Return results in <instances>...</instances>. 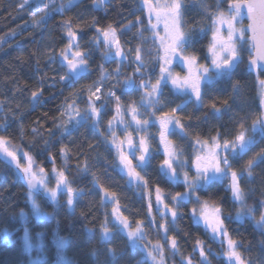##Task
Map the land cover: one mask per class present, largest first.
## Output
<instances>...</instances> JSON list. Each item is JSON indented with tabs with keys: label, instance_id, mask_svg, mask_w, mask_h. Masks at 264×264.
I'll list each match as a JSON object with an SVG mask.
<instances>
[{
	"label": "trees",
	"instance_id": "16d2710c",
	"mask_svg": "<svg viewBox=\"0 0 264 264\" xmlns=\"http://www.w3.org/2000/svg\"><path fill=\"white\" fill-rule=\"evenodd\" d=\"M22 3L23 0H0V125L5 123V118L7 122V127H0V136L10 142V149L15 146L17 152L27 153L36 168L43 169L49 176L54 169L56 173L63 171L65 188L50 199L36 192L34 202L40 211L48 214V217L38 219L30 209L29 188L14 166L0 158V264H26L28 254L22 237L24 231L31 240L40 239L41 250L46 257L36 264H55L60 255L64 257L65 264H151L145 249L152 244H159L162 248L165 264H187L188 259H192L193 264H201L199 249L194 252L198 239L203 241L211 264H229L218 241L203 225L193 222L190 211L198 205L185 202L178 206V217L173 222L170 213L162 219V213L152 202L156 186L164 190V201L169 208L174 206L171 194L184 190L181 181L172 184L160 172L163 154L157 147V131L152 129L155 125L148 127L151 163L144 171L140 170L148 182L146 190L121 171L117 152L111 145L108 121L115 114L116 103L114 98L107 96V92L119 80L113 90L120 96L122 105L127 106L130 97L139 98L136 93L129 94L130 89L123 92L125 78L138 76L134 71L137 46L144 50L142 55L147 65L143 70L144 76L156 74V62L152 60L156 46L145 25H136L121 32L125 24L135 23L137 17L145 24L141 0H105L103 5H94L93 0H77L71 5L65 0H55L46 9L37 0H29L23 9L20 7ZM217 3L218 0H185V30L197 24L205 27L203 34L193 32L192 44L188 48L189 53L194 52L200 57V62H207L210 13L216 9ZM221 8L226 10L228 4L222 3ZM38 9L44 11L38 12ZM34 12L37 13L35 17L32 15ZM93 18L99 21L98 27L112 24L117 29L122 50L128 58L122 60L119 75L101 85L99 95L102 100L97 101V107L101 108L99 122L88 118L74 126L64 123L68 113L62 115V109L72 104V94L79 93L75 97L76 105L81 114L87 115L89 93L86 88L100 79V65L103 64L110 73L117 67L115 61L104 58L103 44L97 46L92 41V37L97 35L95 28L90 27ZM34 19L40 20L38 26L33 25ZM67 19L78 26L81 48L90 53L89 72L73 84L61 82L60 77L67 73L59 60L48 64L49 56L57 55L68 42L62 27ZM243 21L247 23L245 17ZM242 60L230 78H222L204 89L206 106L188 103L182 112L178 111L188 136L183 137L177 132L169 138L183 151L185 158L191 160L193 157L195 136L210 139L219 131L223 137L233 139L241 123L248 129L247 136L256 143L242 156L232 160L233 168L243 171L249 160H258L259 154L264 152V139L251 131L253 121L264 110L260 105L256 72L249 70L248 51L243 52ZM236 83L239 88L234 91L233 84ZM33 92L39 95L38 102L33 101ZM160 99L156 116L170 112L183 103L185 97L166 86ZM224 99L228 100L227 106L219 103ZM214 100L221 107L219 115L207 106ZM62 123L63 127L60 126ZM62 148L67 149V155L61 152ZM241 187L245 194L244 204L255 209V220L242 218L236 221L242 205L234 202L227 179L214 182L201 196L221 207L222 218H232L225 219V226L238 242L237 251L243 264H264V228L255 223L264 213L261 205L264 201V162L254 165L250 177L245 174ZM104 190L115 193L116 200L105 197ZM117 204L120 215L128 219L129 229L134 230L137 224L140 225L145 233L142 241H131L122 225L115 222L113 208ZM22 212H26V217H22ZM162 223L167 226V232L159 228ZM104 228L109 229L108 236L102 232ZM173 238L178 245L176 252L171 247ZM59 239L66 241L62 249L58 247Z\"/></svg>",
	"mask_w": 264,
	"mask_h": 264
},
{
	"label": "snow or ice",
	"instance_id": "6c2138e0",
	"mask_svg": "<svg viewBox=\"0 0 264 264\" xmlns=\"http://www.w3.org/2000/svg\"><path fill=\"white\" fill-rule=\"evenodd\" d=\"M29 0H23L20 5L21 9L27 5ZM105 0H93V4L103 5ZM143 9L147 13V27L145 30L151 33L153 44L156 46L155 55L152 56V60L159 66V72L152 82V78L144 79V69L147 65L142 55L143 48L137 46L135 48L134 63L136 64L135 73L139 74L142 78L140 83L137 84L134 76H127L123 82V92L127 93L129 89H142V95L139 105L136 101H131L127 106L122 105L120 102V96L116 95L113 90L120 83L117 80V85H113L112 89L107 92V96L115 99L116 115L108 121L111 132V143L114 145L119 163L122 171H126L131 180L136 181L138 184L146 190L148 188V182L144 176L141 175V171H144L151 163L152 152L150 149L149 135H141L137 143H134L131 132L127 129L135 125L134 131L146 132L147 126L150 121L148 119H141L140 117L148 115L156 117L152 123H158L159 125V140L164 146L163 154L164 159L160 164V172L166 176L170 181L178 183L182 180L184 191H177L171 194V200L173 207L169 208V205L164 201V190L160 186L155 188V201L157 209L162 213L161 218L171 213L172 221L178 217V206L188 203H195L197 207L191 209L193 222L199 224L203 221L206 228L211 229L213 239L219 238L221 245H227L226 249L222 253L223 257L229 262V264H243L240 253L237 251L238 242L234 240L228 228L225 226V219L231 220V217L222 218L221 207L209 200L202 199L201 194L206 193L209 187L214 182H222L223 180H229L228 190L231 192L234 202H239L242 205L241 210L237 213L236 221L239 222L242 218H251L255 220L253 213L255 209L244 204L245 194L241 187V181L245 178V174L249 177L252 175V169L254 165L260 162H264V152L260 153L258 160H249L243 171H237L233 168L232 160L242 156L248 149H250L256 141L247 136V131L244 124L241 123L239 130L236 132L233 139L223 137V134L217 131L216 135L212 136L210 140L201 139L198 135L195 136L193 145V157L191 160L184 157L183 151L179 150L173 141L169 139L171 135L179 134L183 137L188 136L185 130V125L182 123L181 118L177 115L178 111L182 112L188 103H193L198 107H204V89L219 81L222 78H230L233 74V70L243 62L242 56L244 51L249 53V70L256 72V78L259 85V97L261 108L264 109V0H218L216 9L210 13L211 17V39L207 45L206 60H210V63L200 62V57L192 52H188V48L192 44L193 32L205 33V27L199 24L193 25L191 29H186V21L184 20V4L185 0H165L161 3L160 0H141ZM222 3H227L228 8L224 10L221 8ZM48 5H45L46 9ZM63 9V5L60 6V10ZM206 12L208 9L205 7ZM44 11V9H38ZM33 17L37 13H32ZM45 15L47 13L45 12ZM246 16L249 20L248 25L245 27L241 21ZM40 20H33V25L38 26ZM99 21L93 18L90 27L95 28L97 35L92 37V41L97 46L101 43L107 49L103 53L104 57L108 61H115L117 67L113 73L107 71L103 64L100 65L101 75L100 79L95 81L92 85L86 88L89 93L88 96V109L87 115H82L80 109L76 105L75 97L79 93H73L72 104L66 105L62 109V115L65 113H74L69 115V120L64 123H71L74 119L79 124L82 121L92 118L95 122H99V116L101 108H98L97 101L102 100L101 85L105 80L118 76L120 73L122 60L127 59V54L122 50V46L119 41L117 29L108 24L107 27H98ZM140 25L143 27L144 22L140 17L136 18L135 23L129 22L123 26L121 32L130 30L131 27ZM161 26L163 35H161ZM62 27L67 36V44L60 49L57 55H51L48 58V64H54L59 60L62 67L68 69L67 76H61V82L68 81L70 84L78 82L83 78L90 70L89 56L82 50L79 43L77 27L74 26L71 19L64 20ZM82 31V29H81ZM251 33V35H249ZM142 40L144 39L141 33ZM174 62H178L184 68H186V74L173 71ZM177 90L181 95L187 96L188 99L183 103L172 108L170 112H162L160 116H156V110L161 104V95L163 88L168 84ZM239 88V84H233V90L236 91ZM33 101H39V95L33 92ZM219 103L222 106L228 105V100H220ZM217 115L221 113V107L217 106V101L211 102L209 105ZM101 107H104L102 104ZM131 114V120L125 121L124 109ZM152 108L151 112H140L139 109ZM78 118V119H77ZM64 123L60 126L63 127ZM124 124L125 137L120 140L117 137L115 131V124ZM0 127H7L5 123ZM36 131L35 129L33 130ZM251 131L258 133L262 139H264V111L253 121ZM10 142L5 137L0 136V151H2L7 157H10L13 162L17 161V149L12 146L11 150L6 147V144ZM61 152L67 155V149L62 148ZM136 153H139L136 156ZM25 157L29 160V165L23 167L22 170L27 172L30 180L36 182L37 180L43 181L44 174L43 169H40L39 174L32 172L31 157L27 153H24ZM133 159L137 160V163L133 165ZM191 165L194 168L195 175H190L187 170ZM17 168L21 166L17 163ZM139 168L141 171H137ZM182 171H177V169ZM86 171L87 168L85 167ZM55 171V169H54ZM39 175V179L37 178ZM58 182L65 180L64 172L57 173ZM72 190L69 189V192ZM150 195V194H149ZM105 197H111L113 201L116 200V194L110 193L104 190ZM261 205L264 206V201H261ZM119 205L113 208V214L121 225L130 228L127 217L120 215L118 211ZM149 213H151V201H149ZM155 218H153V223ZM256 225L260 228H264V213H261L259 220L255 221ZM159 228H162L167 232V226L160 224ZM130 236H139L140 241L144 239L145 233L142 231L139 224H137L135 231H128ZM264 243V241H262ZM155 249H159V244L153 246ZM171 247L174 252L178 251V245L175 238L171 240ZM199 249V255L202 258L201 264H211L206 255V248L203 241L197 240L194 252ZM148 255L156 261V255L149 251ZM182 259H184L182 257ZM159 264H163V261H159ZM187 264H193L192 259L187 260Z\"/></svg>",
	"mask_w": 264,
	"mask_h": 264
},
{
	"label": "rangeland",
	"instance_id": "374dc122",
	"mask_svg": "<svg viewBox=\"0 0 264 264\" xmlns=\"http://www.w3.org/2000/svg\"><path fill=\"white\" fill-rule=\"evenodd\" d=\"M37 1L41 2L43 4V6H45V5H50L55 0H37ZM76 1L77 0H65V3L68 4V5H71L74 2H76ZM160 2L161 3H164L165 0H160ZM243 19H242L241 23L246 27L248 24L245 23L243 21ZM144 25H145V27H147V19H145V24ZM161 35H163L162 26H161ZM150 36H151V33H150ZM210 39H211V34H210ZM106 51H107V49H105V52ZM206 56H207V53H206ZM127 58H128V55H127ZM206 63H210V60H207ZM65 69H66V73H67L66 76H67L68 75V69L66 67H65ZM173 71L180 72L182 75L183 74H186V68H184L178 62H174V64H173ZM158 72H159V66L156 63V74L154 76H143V78L144 79H147V78L151 77L152 78V82H154L155 81V78H156V76L158 74ZM136 76L137 77H134V78L136 80V83L139 84L142 77L139 74H136ZM167 87H169L175 94L181 95V94H179L177 92L176 89H174L171 86L170 83L167 85ZM129 91H130L129 94H135L136 93V94H138V97H139L138 99L137 98H134V96H133V98L130 97V101L129 102L136 101L137 102V105H139L143 90L137 88V89H130ZM181 96L182 97H185V100L188 99L187 96H184V95H181ZM87 109H88V97H87ZM139 111L142 112V113H144L146 111L147 112H151L152 111V108H148L147 110L144 109V108H140ZM70 114L71 115H74V113H68V116H67V119H66L67 121L69 120V115ZM115 115H116V112H115L114 116ZM140 118L141 119H148L150 121L149 125H155V127H152V129L157 131V140H156L157 147H158V150L163 154V148H164V146L160 143V140H159V125H158V123H152L151 122V121H154L156 119V117L153 118V119H150V116L144 115V116H142ZM124 119H125V121H130L131 120V114L127 112V109L125 110ZM71 124H74V126H75L77 124L76 123V120L74 119L71 122ZM149 125L147 126L146 132H136V131H134V128H135V125L134 124L132 125V127H129L127 129L128 132H131L132 133L134 143H137L138 142L139 137L141 135H149L150 136L149 128H148ZM115 131H116L117 137L120 140H123L124 137H125V127H124V124H119V123L118 124H115ZM177 132H179V130H177ZM207 140H210V139H207ZM111 145L115 149V147H114V145L112 143H111ZM5 146L6 147H9L8 144H6ZM9 149H10V147H9ZM24 153L25 152L19 151L18 154H17V162H16V164L18 163L21 166V168H17V166L14 165V168H15L17 174L19 175V177L23 181H24V179L30 180L29 176L27 175V172L24 171V170H22L23 167H27L29 165V160H28L27 157H25ZM138 155H139V153H136V156H138ZM192 158H194V157H192ZM163 159H164V154H163ZM136 163H137V160L136 159H133V165H135ZM120 168H121V166H120ZM31 170H32V172L37 173V174H39V172H40V169L39 168H36V166H35V164H34L33 161H32V164H31ZM137 171H140V169L137 168ZM177 171H179V170H177ZM188 171H189L190 175H192V176L195 175L194 168H192L191 165H189V170ZM122 172H125V174H127L126 171H122ZM43 174H44V180L43 181H39V180L36 181V183H37V185L39 187L38 190H33L32 188L28 187L29 188V198H30V209L34 212V215L38 219H41L43 217L46 218V217H48V214L40 211L38 205L34 202V195L36 194V192L39 193L40 195H42L43 197H46V198H49L50 199L55 194H57V192L59 190H62V189L65 188V180L58 182V177H57L56 171L52 170L50 176L45 171H43ZM37 178L39 179V175H38ZM227 181H228V184H229V180H227ZM181 182H182V180H181ZM69 193H71V195L73 194V192H69ZM152 202L156 204V201H155V193H154V196L152 197ZM190 213H191V211H190ZM191 216H192V213H191ZM22 217H26V212H22ZM114 220H115L116 223L120 224V222L117 219L114 218ZM199 224H201V225H203L205 227L203 221H201ZM122 228L124 229V231H125L126 234H128V231H135L136 230V229H134V230L127 229L123 225H122ZM206 229L208 230L209 234L212 236L211 229L210 228H206ZM102 232L105 233V234H107V236L110 234L108 228H104L102 230ZM22 237H23V242H24L25 250H26V252L28 254V261L26 262V264H36L39 261H43L46 256H45L44 251L41 250L42 248H41L40 239H38L36 241L31 240L30 237H29V234L27 233V231H24L23 232V236ZM129 238L133 242H140V237L138 235L137 236H130L129 235ZM65 243H66V241L64 239H59V241H58V247H59V249H62L65 246ZM218 243L220 244V251H222V253H223L224 250L226 249L227 245H226V243L223 244V245H221L220 241ZM154 245H156V244H152L151 246H146L145 251H146V257H147L148 261L151 264H159V261H161V259H162L163 264H165L164 252H163L162 248L159 247V249H155L153 247ZM149 251L153 252V255H156V261H153V259L148 255ZM56 262L57 263H55V264H65V259H64V257L62 255H60L59 256V260L56 261ZM20 264H24V263H20ZM51 264H54V263H51Z\"/></svg>",
	"mask_w": 264,
	"mask_h": 264
},
{
	"label": "water",
	"instance_id": "95a60500",
	"mask_svg": "<svg viewBox=\"0 0 264 264\" xmlns=\"http://www.w3.org/2000/svg\"><path fill=\"white\" fill-rule=\"evenodd\" d=\"M144 14H145V17H147V13H146V10H144ZM245 20H246V22H247V24L249 23V20L246 18V16H245ZM249 35H251V33H249ZM264 111V110H263ZM0 158L1 159H3V160H5V161H7L8 163H10L11 165H16V162H13L12 160H11V158L10 157H7L2 151H0ZM160 167V166H159ZM168 179V178H167ZM168 181L170 182V183H172V184H174V182H172V181H170L169 179H168ZM24 184L27 186V187H30V188H32L33 190H38V185H37V183L36 182H32L31 180H28V179H24ZM218 242H219V238H217L216 239Z\"/></svg>",
	"mask_w": 264,
	"mask_h": 264
},
{
	"label": "flooded vegetation",
	"instance_id": "af4514ba",
	"mask_svg": "<svg viewBox=\"0 0 264 264\" xmlns=\"http://www.w3.org/2000/svg\"><path fill=\"white\" fill-rule=\"evenodd\" d=\"M144 10V9H143ZM146 19H147V17H146Z\"/></svg>",
	"mask_w": 264,
	"mask_h": 264
}]
</instances>
